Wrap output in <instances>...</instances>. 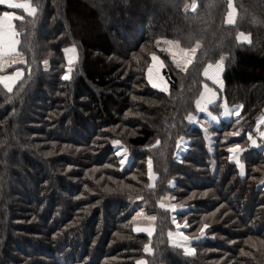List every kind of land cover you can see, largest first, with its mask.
<instances>
[{"label": "trees", "instance_id": "16d2710c", "mask_svg": "<svg viewBox=\"0 0 264 264\" xmlns=\"http://www.w3.org/2000/svg\"><path fill=\"white\" fill-rule=\"evenodd\" d=\"M29 2L35 17L0 5V15L23 18L13 25L26 62L6 70L23 72L11 93L0 85V264H264V140L248 138L264 114V0H233L232 25L227 0H196V11H185L192 0ZM159 38L202 46L184 72ZM68 47L77 59L65 80ZM152 54L164 61L167 92L147 81ZM221 57L217 104L240 112L206 126L209 138L187 117L198 114L204 67ZM236 144L243 175L229 157ZM167 194L188 201L174 215L185 234L208 225L192 255L168 245L173 217L158 206ZM135 197L156 217L151 238L132 229Z\"/></svg>", "mask_w": 264, "mask_h": 264}, {"label": "snow or ice", "instance_id": "6c2138e0", "mask_svg": "<svg viewBox=\"0 0 264 264\" xmlns=\"http://www.w3.org/2000/svg\"><path fill=\"white\" fill-rule=\"evenodd\" d=\"M0 5H6L8 9H22L27 16L35 17L37 13V8L33 7L31 3L28 2H16V0H0ZM198 5L196 0H192L190 4H185V11L191 10L196 11ZM227 15L225 18L224 23L227 25H232L235 22V18L237 15V10L233 5V0H227ZM23 19L21 16L14 15L12 12L5 11L2 15H0V73H5L6 68L12 67L16 64H25V60L23 59V54L18 50V45L20 41L18 33L14 29L13 21L14 20H21ZM238 40H247L248 37L244 36L241 33L238 37ZM158 44H163V47L160 48V51L166 53V55L171 59L172 63L175 65L177 69L180 71L186 72L189 67L193 64L198 49L202 46L199 42H197L191 48H185L179 41H172V40H164L159 41ZM66 54L67 63L71 66L77 59V49L76 47H70L64 49ZM224 57L217 62L208 63L203 70V77L207 81H211L213 85H217L222 87V82L220 79V73L223 71V61ZM152 63L148 65L147 71V80L148 83L151 84L153 88L159 89L161 92H167V81L165 77L161 74V70L165 67L164 61L156 54L151 55ZM47 61H44L45 66H47ZM71 71V67L68 68V72ZM23 76V72L21 70H16L11 74H0V85H3L4 89H6L9 93L13 91V85L16 81L20 80ZM30 78V76H29ZM62 79H69V75L66 73ZM203 91L200 94L199 99L196 101V109L200 113H208L210 121H216L217 116L212 115L209 111L210 106L214 103L216 92L213 88L209 87L207 83H203L202 85ZM235 112L237 116H239V109H225L223 115L225 117L231 116ZM189 123L195 122V118L193 115H189L187 117ZM264 124V115L259 117L258 125ZM258 130V129H257ZM259 136L264 139V132H258ZM233 135H239L238 132L233 133ZM249 140L253 145H256V140L253 139L251 135H249ZM119 141H114V144H119ZM159 141H157V144ZM243 149L239 144H236L233 147L228 148V152L233 154V157L236 154L242 152ZM51 155V153H49ZM117 155H121L120 152ZM121 165L125 163V159L120 160ZM237 163L239 160L237 159ZM243 168V166H241ZM148 169H149V179H154V175L152 173V161H148ZM243 174V173H242ZM149 188L154 187L153 184H149ZM161 207H164L161 204ZM175 211L176 209H172ZM138 217L147 220L149 223L145 227H134L133 231L138 233H147V235L151 238L154 232V227L152 226V222L156 220L155 216H145L143 212L138 213ZM173 223H176L173 220ZM182 226L180 224H176V228L178 231L175 233L176 240L173 242V246L177 248H183V251L186 255H192L193 249L190 247L189 238L183 234V232L179 231ZM186 227V225H184ZM208 225L205 224L201 229L200 232L203 235L205 229H207ZM174 234L172 232L168 233L169 241H173ZM144 251L147 254H152V249L150 245L146 244L144 246ZM242 255H248V253L242 251ZM137 264H146L144 260L137 261Z\"/></svg>", "mask_w": 264, "mask_h": 264}, {"label": "rangeland", "instance_id": "374dc122", "mask_svg": "<svg viewBox=\"0 0 264 264\" xmlns=\"http://www.w3.org/2000/svg\"><path fill=\"white\" fill-rule=\"evenodd\" d=\"M16 2H28V3H30L29 2V0H16ZM159 40H161L160 38L159 39H157L156 40V42H158ZM161 41H163V40H161ZM156 44V43H155ZM160 47V45L159 44H156V48L157 47ZM68 48H70V47H68ZM159 49V48H158ZM159 52H161V53H163V54H165L164 52H162V51H160V50H158ZM65 53V52H64ZM65 56H66V54H65ZM221 59V58H220ZM219 59V60H220ZM218 60V61H219ZM66 61H67V58H66ZM150 63H151V61H150ZM20 65H22V64H16V65H13V66H20ZM69 67H71V69H72V65L71 66H69L68 65V63H67V66H66V68H65V73H64V75L67 73L69 76H70V72H68V68ZM10 68V67H9ZM9 68H6V70L7 69H9ZM148 69V68H147ZM6 70H5V73H0V74H10V73H7L6 72ZM16 70H18V68L17 69H15V71ZM20 70V69H19ZM204 70V69H203ZM14 71V72H15ZM13 73V72H12ZM147 73V72H146ZM146 78H147V74H146ZM148 81V80H147ZM151 86V85H150ZM217 95H218V91H217ZM216 101H214V103L210 106V109H209V111H210V113L212 114V115H215V116H217V120L216 121H210V119H209V115H208V113H200V112H198V114H192L193 116H194V118H195V122H193V124H195V125H197V126H199L204 132H203V135H205L206 137H209V138H211V137H213L214 136V134H213V136H212V134H210V132L207 130V127L206 126H214V127H218V125H220V123L221 122H230L231 120H235V119H237L238 118V116L235 114V112H233V114L231 115V116H228V117H225L224 115H223V113H224V111H225V109L227 108V109H229V110H233V109H239V112H240V108L239 107H236V106H218V100L217 99H215ZM264 115V114H263ZM199 117H201V118H199ZM259 119V118H258ZM207 124H206V123ZM236 125V124H235ZM258 129V130H257ZM255 134H254V136H253V139H255L256 140V145H253L252 143H251V141H250V145L249 146H251V147H262V144H260V140H264V139H262L260 136H259V134H258V132H264V124H259L258 125V120H257V123H256V128H255ZM233 133L234 132H228V134L227 135H233ZM257 139H259L258 141H257ZM182 144H178L179 146L177 147V150H176V154H175V157L177 158V159H179L180 157H181V154L182 153H184L185 152V150H186V148H187V145H188V142H189V140L188 139H182ZM258 142V143H257ZM114 146H115V150H116V153H118V152H120L121 153V155H118V157L120 158V160L121 159H125V163L123 164V165H126L127 164V162H128V159H129V152H128V150L127 149H125L123 146H121L120 144H114ZM235 146V145H234ZM231 147H233V146H231ZM228 148H230V147H228ZM240 154H241V152L240 153H238V154H236V156L235 157H233V154L232 153H229V157H230V161L232 162V163H234L235 165H236V167H237V169H239L238 171H240V174L241 175H243L242 173H244V165H243V162L242 161H240ZM237 159L239 160V163H237ZM241 166H243V168H241ZM47 173V172H46ZM193 179H194V181L195 182H197L198 181V177H193ZM200 179V178H199ZM202 179V178H201ZM200 179V180H201ZM204 179V181H206V179L205 178H203ZM153 180V179H152ZM184 182H187V181H184ZM264 185V184H263ZM178 191H180V189H178ZM182 200H177V197L176 196H174L173 194H167V195H165V196H163V197H161L160 199H159V201H158V206H159V208H161V209H163V210H166V211H169L170 213H171V215H172V221L173 220H175V222L176 223H174V229L173 230H171V231H168V233L169 232H172L173 234H174V236H173V241L172 242H170L169 241V237H168V233H167V241H168V245L169 246H172V247H174L173 246V242L176 240V237H175V233L178 231V229L176 228V224H180L182 227L179 229V231H181V232H183V234L184 235H186L188 238H189V241H190V247H192V249H193V254H194V252H195V248H194V243H197V242H199V241H201V240H204L205 238H206V236H205V234H206V230L208 229V227H207V229H205V232H204V234L202 235L201 234V232H200V229L203 227H199V229L196 231V234H194V235H187V234H185V229H187V227H188V225L186 224V220L184 219V220H180V219H177V218H175L174 217V215H176L178 212H182V211H186L187 209H188V201L186 202L187 204H184V202H181ZM186 201V200H185ZM131 204H132V206L134 207V211H133V214H132V217H131V226H132V229L134 228V227H137V226H139V227H145V226H147L148 225V221L147 220H144L143 218H141V217H138V213H140V212H143L144 213V215L145 216H153V215H150V214H148L146 211H145V209H144V204H143V202L141 201V199H140V197H135V198H133V199H131ZM161 204H163L164 205V207H161ZM172 209H176L175 211H173ZM155 224H156V220L155 221H153L152 222V226L154 227V229H155ZM184 225H186V227H184ZM135 232V231H134ZM135 233H138V232H135ZM142 234H146L147 235V233H142ZM177 248V247H176ZM179 249H182V251H183V248H179ZM183 253L185 254V252L183 251ZM139 260H144L145 262H146V260H145V258H141V259H139ZM138 260V261H139ZM146 264H147V262H146Z\"/></svg>", "mask_w": 264, "mask_h": 264}, {"label": "crops", "instance_id": "0c3cea01", "mask_svg": "<svg viewBox=\"0 0 264 264\" xmlns=\"http://www.w3.org/2000/svg\"><path fill=\"white\" fill-rule=\"evenodd\" d=\"M5 6H6V5H5ZM160 39L163 40V41H164V40H169V39H165V38H160ZM161 40H159V41H161ZM159 41H158V42H159ZM158 42H156V44H158ZM159 45H160V47H159V46L157 47V49L159 48L158 50H160V48L163 47V44H159ZM165 55H166V53H165ZM169 59H170V58H169ZM170 60H171V59H170ZM151 63H152V61H151ZM151 63H150V64H151ZM213 64H214V63H213ZM174 66H175V65H174ZM205 67H206V66H205ZM205 67H204V68H205ZM223 69H224V61H223ZM14 71H15V70H14ZM14 71H13V72H14ZM147 71H148V69H147ZM147 71H146V72H147ZM10 74H11V73H10ZM146 74H147V73H146ZM161 74H162V70H161ZM222 74H223V71L220 73V79H221V82H222V87H219V86H217V85H213V84L211 83V81H207V80L204 78V79L206 80L207 84L209 85V87L213 88V90L216 92V97H215V99H217V100H218L217 91H221V90L223 89V86H224L223 79H222ZM150 85H151V84H150ZM151 87H152V86H151ZM167 87H168V84H167ZM155 89H157V88H155ZM158 90H159V89H158ZM202 91H203V88H202ZM202 91H201V92H202ZM215 101H216V100H215Z\"/></svg>", "mask_w": 264, "mask_h": 264}]
</instances>
